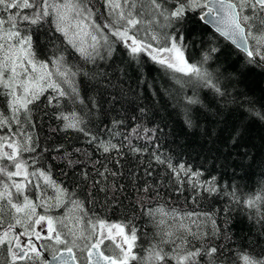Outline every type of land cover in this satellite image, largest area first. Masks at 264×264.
Here are the masks:
<instances>
[{"label":"snow or ice","instance_id":"obj_1","mask_svg":"<svg viewBox=\"0 0 264 264\" xmlns=\"http://www.w3.org/2000/svg\"><path fill=\"white\" fill-rule=\"evenodd\" d=\"M193 22L202 25L200 32L189 28ZM43 26L51 33L47 56L32 32ZM217 34L243 53L232 71L223 67L230 53ZM118 47L137 72L148 61L165 71L185 127L195 128L202 113L222 114L210 113L199 90L226 109L240 78L264 70V0H0V96L6 105L0 110V264H264V188L241 193L205 176L206 168L174 161L161 150L166 130L160 125L141 122L121 138L117 129L124 120L112 121L107 134L93 123L103 103L94 97L86 103L77 77L112 84L106 65ZM119 72L127 74L126 68ZM46 109L59 122L52 133L64 134L54 142L36 132L40 118L34 113L49 115ZM245 112L264 122V105L248 99ZM81 139L92 151L79 146ZM126 154L140 158L142 172L130 174L131 211L113 222L89 205L100 192L111 193L113 203L125 192ZM52 161L69 182L54 178ZM169 186L174 194L191 192L194 205L225 197L228 206L166 207L159 199ZM237 209L260 225L259 251L236 244L230 224ZM137 213L152 223L150 237L136 224Z\"/></svg>","mask_w":264,"mask_h":264},{"label":"trees","instance_id":"obj_2","mask_svg":"<svg viewBox=\"0 0 264 264\" xmlns=\"http://www.w3.org/2000/svg\"><path fill=\"white\" fill-rule=\"evenodd\" d=\"M189 28L193 32H200L202 25L193 22L189 24ZM208 31L209 35L213 32L210 27ZM32 32L38 50L43 49V55H49L51 33L48 27L34 28ZM217 39L222 49L227 48L230 53L223 67L229 71L239 67L242 64L243 53L218 34ZM192 51L197 53L198 48ZM106 67L110 76L115 78L112 84H100L83 75L77 77L80 93L85 97L86 103L90 97L103 103L101 114L93 122L103 134H107L108 130L113 128L112 121L117 119L124 120L117 129L121 133V138L133 127L141 125V122L142 126L146 127L160 125L166 130V134L161 138V150L170 154L174 161H186L194 169L206 168L208 171L205 176L215 175L223 183L235 186L241 193L251 194L264 188V122L249 118L245 112L248 99L255 101L257 107L264 105V70L253 69L240 78L235 89L232 90V97L229 98L232 100L236 97V99L226 109L223 102H218L217 98L206 89L199 90V95L209 105L210 113L219 110L222 114L216 116L202 113L197 122L198 127L187 128L183 123L181 110L176 106V99H179L176 86L163 69L148 61L143 71L137 72L133 67L128 66L126 54L119 47ZM121 68H126V75H120ZM184 91L191 94L192 88H185ZM41 102L43 103V99ZM5 107L4 97L0 96V110ZM46 111L49 115H44L43 110L34 113V116L40 118L36 132L42 141L47 138L48 142H54L56 136L64 134L52 133V129L56 128L59 122L51 116V109ZM237 132L239 136L233 144L231 140ZM78 143L79 146L87 147L92 151L91 146L84 144L83 139ZM135 143L143 144L144 141H135ZM94 155L100 156L101 160L104 159L99 153ZM139 159L134 155L124 156L121 161L124 175L120 178V182L124 184L125 192L120 194L115 203L112 202L111 193H108L107 197L103 192L98 193L96 201L89 205L98 215L119 222L131 211L135 196L130 174L142 172ZM52 164L54 178L69 182L68 177L62 174V167L56 161H52ZM156 174H160L158 167ZM137 183L142 181L138 179ZM83 187L86 188V185ZM190 195L189 191L184 195L174 194V189L169 186L161 189L162 199H159V203L179 210L207 211L213 207L223 209L228 206L225 197L201 200L199 205H194L188 199ZM125 196H128V199H125ZM155 203L156 201H153V204ZM232 216L230 229L236 244L246 248L256 247L259 251L257 244L260 225H253V222L239 209L232 212ZM135 222L141 231L151 236L153 225L146 216L137 213ZM2 258L0 256V259Z\"/></svg>","mask_w":264,"mask_h":264},{"label":"water","instance_id":"obj_3","mask_svg":"<svg viewBox=\"0 0 264 264\" xmlns=\"http://www.w3.org/2000/svg\"><path fill=\"white\" fill-rule=\"evenodd\" d=\"M213 30V29H212ZM214 31V30H213ZM223 38V37H222Z\"/></svg>","mask_w":264,"mask_h":264},{"label":"rangeland","instance_id":"obj_4","mask_svg":"<svg viewBox=\"0 0 264 264\" xmlns=\"http://www.w3.org/2000/svg\"><path fill=\"white\" fill-rule=\"evenodd\" d=\"M5 131H7V130H5Z\"/></svg>","mask_w":264,"mask_h":264}]
</instances>
